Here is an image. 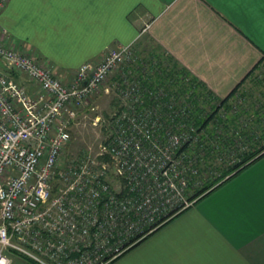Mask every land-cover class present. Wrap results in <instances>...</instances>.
Here are the masks:
<instances>
[{
  "label": "built area",
  "instance_id": "built-area-1",
  "mask_svg": "<svg viewBox=\"0 0 264 264\" xmlns=\"http://www.w3.org/2000/svg\"><path fill=\"white\" fill-rule=\"evenodd\" d=\"M100 56L57 75L4 30L0 35V60L32 88L0 67V264H11L13 252L35 264H107L188 204L206 178L199 167L209 164L207 155L225 166L250 150L247 136L235 129L230 137L226 129V116L247 105L245 96L232 93L229 112L220 107L210 120L217 135L208 154L203 146L186 150L203 133L189 118L195 102L189 95L199 91L190 75L170 76L188 82L181 100L178 86L135 76L138 70L147 76L152 58L138 55L133 42L106 45ZM105 82L117 107L106 119L101 150L67 153L69 123ZM217 137L224 142L219 156Z\"/></svg>",
  "mask_w": 264,
  "mask_h": 264
},
{
  "label": "crops",
  "instance_id": "crops-1",
  "mask_svg": "<svg viewBox=\"0 0 264 264\" xmlns=\"http://www.w3.org/2000/svg\"><path fill=\"white\" fill-rule=\"evenodd\" d=\"M3 30L57 75L147 40L221 97L264 61V0H9ZM218 183L107 264H264V152Z\"/></svg>",
  "mask_w": 264,
  "mask_h": 264
},
{
  "label": "rangeland",
  "instance_id": "rangeland-1",
  "mask_svg": "<svg viewBox=\"0 0 264 264\" xmlns=\"http://www.w3.org/2000/svg\"><path fill=\"white\" fill-rule=\"evenodd\" d=\"M8 1L9 0H5L3 2L2 8L6 6ZM145 29L146 28H142V31H145ZM148 55L149 54H147V56ZM154 56L155 54L153 53L151 55L152 63L151 64L147 63V76L154 78V80L158 82V84L160 85L162 83L166 86H171L173 82L171 78L168 76V71L170 72L175 70L181 71L180 68L173 67V63L171 60H168L167 62H164L163 65H160L158 64L157 61L156 62L154 61ZM100 57L101 56H99L98 59ZM4 71L10 72L9 70H4ZM158 74H161V76H157ZM176 75L177 74L172 76H176ZM262 75H264V66L260 65L250 73L249 77L246 78L242 86L243 89H247L248 91H251L252 88V96L248 98L246 97L247 100L245 99L247 106L250 105L251 102L250 108L248 110H244L245 114L248 115V120L243 121L242 119H240L238 121V117L234 115L235 119L237 120V123L232 122L230 120V115L232 113V110L230 111L231 113L228 114L229 117L226 116V118H228L229 120L228 124L226 125V129H232L233 127L238 128L237 125L239 124V125H243L244 127H249V130L252 133L254 132L257 134L252 139L246 140L247 144L250 145L249 149L251 148L256 149L258 146H261L262 142H264V132H261L264 131L263 130L264 115L261 108L254 109L260 105V102H264L262 100L264 95L262 96L260 93L257 94L256 91L258 87L254 85L255 81H253L255 80L254 78L261 79ZM175 84L177 83L175 82ZM106 86H108L106 85V82L105 84L104 83L101 84L99 88H97V91H95L90 96L89 100L91 103V107L80 109L77 112L74 121L69 123V127H68L69 139L65 147L67 153L69 154L70 153L77 154L78 152L83 153L84 150L88 149L90 150V153L96 154L101 150L99 145L101 142L105 140L110 130L109 124H107L106 119L109 113H111L112 110H114L117 107V98H114V91H112L109 87L105 88ZM184 89L185 88H182L180 96H182L181 94L183 92L185 93ZM185 97L186 95L184 94L181 97V100H183ZM241 101L243 100L241 99ZM247 106L245 105L244 109H247ZM96 116L98 117L97 119L95 118ZM213 141L214 143H216V140L214 138ZM217 143L222 146L215 148L216 155L219 156L225 154L223 143L221 141H217ZM227 155H232V151H230V153ZM228 161H229L228 163L231 165H236L238 162L236 160H231V161L228 160ZM223 164H227V163L224 160H221L219 162L217 161L216 163H214V167H213L214 169L208 168V171L206 173V178L203 180L202 185L205 181L214 180L215 182H220L226 179L227 177H229V175L232 174V172L229 173L228 172L229 169H227L226 165L224 166ZM198 196L199 194L193 195L192 199L188 202V204L182 207L181 209H179L177 212H175L174 215L185 210L190 205H192L196 201ZM171 217H168L167 219ZM164 222L165 221H163V223ZM12 257H13V262L11 264H35L28 258L18 254L17 252H13Z\"/></svg>",
  "mask_w": 264,
  "mask_h": 264
},
{
  "label": "trees",
  "instance_id": "trees-1",
  "mask_svg": "<svg viewBox=\"0 0 264 264\" xmlns=\"http://www.w3.org/2000/svg\"><path fill=\"white\" fill-rule=\"evenodd\" d=\"M143 42H144V44H142V48L143 49H146V50H143V49H140L139 47H137L138 46L137 44H139V42L136 45L133 42L135 52L138 55H141L140 53H144L145 55L143 54L142 56L145 58L147 56V54L152 55L154 53L155 54L154 57H156L158 59V62H160L159 63L160 65H162V63H164V62H167L168 60H171V58L168 57V56L161 57L162 54L159 53V52H157L156 49L155 50L154 49H151V48H150V50L147 49V40H144ZM148 46L151 47L152 45H148ZM138 49L141 50V51H139ZM172 63H173V67H177V65L174 63V61ZM260 65L264 66V61L257 62L246 73V75L243 76V78L241 79V81L229 93H227L225 96H222L223 98L221 96H218L215 93L211 92L206 87L205 84L201 83L198 79H196L195 77H193L190 74L186 73L185 71L175 70V71H171V72L169 71L168 72V76L169 77L170 76L172 77V75L174 73H177V74L178 73L185 74V76L186 75H190L189 76L190 83H193L194 85L195 84L198 85V90H199V91L197 90L198 92L194 95L195 96L194 98H192L193 95H189V99L195 100V102L189 101L193 105V107L190 109V116H189V118H190L191 121L194 122L193 124L195 126H197L203 133H202V135L199 136L198 142L197 141H194L193 142L194 144H191V142L188 141L187 143H185L183 145V148H185L187 150V148L190 147L189 149L191 150V149H193V145H194V148H196V150L198 151L199 146H203L204 149H206L205 150L206 151V154H208V152L212 149V145H211V142L212 141L211 140H210L211 142H208V141H209V139L214 138L215 135H217L216 133H214L213 127L212 128L210 127V120H212L214 117H217L220 107H223L225 109V112L226 111L229 112V109L231 108V105H230V103H228L227 99H228V97H230L232 95V93L238 92L241 96H245L247 98L250 97V96H252V88H251V91H248L247 89H243L242 86H243L244 81L246 80V78L249 77L250 73L256 67H258ZM133 73L136 74L135 76L138 79H140V80H147V84H149V85L151 83L156 82L154 80V78H152L150 76H146V74H142L140 70L134 71ZM117 76L119 77V74H116L114 76V78L117 77ZM157 76H161V74H158ZM130 78L133 79L134 76H132ZM177 79H178V77L175 78V81L171 84V86H173V87L174 86H178L176 88V90H174V91L177 92L178 94H180L181 91H182V88H184V87L187 88L186 85H188V84H186V83H188V82H186L185 79L182 78V80L178 81L179 84H175V82H176ZM254 79H255V80H253V81H255L254 82L255 83L254 85L258 87L257 88V91H256L257 94L260 93L263 96L264 95V75H262V78L261 79H258V78H254ZM205 92L206 93H210L211 96H208L207 97L205 95ZM219 97H221V100H220ZM245 97L243 99H245ZM114 98H117V97L114 96ZM197 99H199V102L198 103H197ZM216 103H219V105H217ZM250 106H251V102H250V105L247 106V109L241 108L240 111H237L235 113H231L230 120L232 122H234V123H237V120L235 119L234 115H236L238 118H240L241 115H244V113H245L244 110H248L250 108ZM258 108H261L262 109V112H263V115H264V102H260V105L257 106L254 109H258ZM263 120H264V116H263ZM228 122H229V120H227V124H228ZM237 127H238V125H237ZM235 129H238L239 132H240V134L242 136H244L245 138L247 136L248 139H252V135L248 133L250 130L248 129V131H247V129H244L243 126H241L240 128L233 127L232 129H227V132H228L227 134L230 133L229 136L232 137L235 134ZM261 132H264V131H261ZM261 136H262V134H261ZM217 141H220V139L218 138ZM229 141H231V139H229ZM221 142L224 144L223 141H221ZM197 144H199V145H197ZM225 145H226V143H225ZM263 152H264V142H262L261 146H258L256 149L255 148H251L247 152H244V155L241 157V159L239 160V162L236 165H231V164L230 165H226L227 169H229L228 172L229 173L230 172H232V173L237 172L240 168H242L244 165H246V163H248L249 161H251L252 159H254L256 156L262 154ZM207 156H208L207 158L210 160V161H207L209 164H205L206 166H204V167H199V169H200L199 170V174L202 172V170L203 171H206V173H207L208 168H213L214 167V163H216V161H215L214 158H211L209 155H207ZM104 158H107V156L104 155ZM204 179H200V180L203 181ZM218 184L219 183L218 182H215L214 180L205 181L203 183V185L201 184V186L199 188H197V190L194 191V193H195V195H198L199 194V196L197 197V198H199V197L203 196L204 194H206L207 192H209L210 190H212Z\"/></svg>",
  "mask_w": 264,
  "mask_h": 264
},
{
  "label": "water",
  "instance_id": "water-1",
  "mask_svg": "<svg viewBox=\"0 0 264 264\" xmlns=\"http://www.w3.org/2000/svg\"><path fill=\"white\" fill-rule=\"evenodd\" d=\"M0 67L4 68V69L6 68V66L4 65V63L1 60H0Z\"/></svg>",
  "mask_w": 264,
  "mask_h": 264
}]
</instances>
